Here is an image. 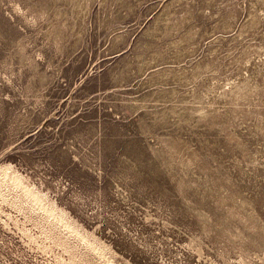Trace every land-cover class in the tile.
I'll list each match as a JSON object with an SVG mask.
<instances>
[{"label": "rangeland", "instance_id": "374dc122", "mask_svg": "<svg viewBox=\"0 0 264 264\" xmlns=\"http://www.w3.org/2000/svg\"><path fill=\"white\" fill-rule=\"evenodd\" d=\"M0 264H264V0H0Z\"/></svg>", "mask_w": 264, "mask_h": 264}]
</instances>
